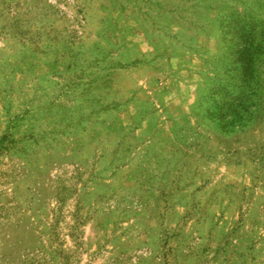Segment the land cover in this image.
<instances>
[{"label":"rangeland","instance_id":"374dc122","mask_svg":"<svg viewBox=\"0 0 264 264\" xmlns=\"http://www.w3.org/2000/svg\"><path fill=\"white\" fill-rule=\"evenodd\" d=\"M0 264H264V0H0Z\"/></svg>","mask_w":264,"mask_h":264}]
</instances>
